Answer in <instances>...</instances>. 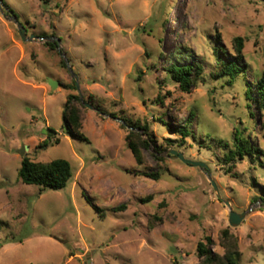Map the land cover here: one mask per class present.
Segmentation results:
<instances>
[{
  "label": "rangeland",
  "instance_id": "1",
  "mask_svg": "<svg viewBox=\"0 0 264 264\" xmlns=\"http://www.w3.org/2000/svg\"><path fill=\"white\" fill-rule=\"evenodd\" d=\"M4 1L35 38L0 10V264H199L198 243L209 236L222 253L227 228L240 264H264V111L249 90L264 72V0ZM237 36L244 67L229 84L216 74ZM193 59L204 71L188 93L167 68ZM69 93L87 140L65 126ZM122 118L151 140L141 164ZM49 127L58 133L41 148ZM235 130L259 151L229 161ZM25 156L67 159L73 176L40 192L19 177ZM231 210L245 215L237 227Z\"/></svg>",
  "mask_w": 264,
  "mask_h": 264
},
{
  "label": "trees",
  "instance_id": "2",
  "mask_svg": "<svg viewBox=\"0 0 264 264\" xmlns=\"http://www.w3.org/2000/svg\"><path fill=\"white\" fill-rule=\"evenodd\" d=\"M3 5L8 11L9 5L3 0ZM13 15L17 16L16 12L12 11ZM45 37V35L43 36ZM245 40L241 36H237L233 42V56L225 55L226 58L221 60V67L217 76H226L227 83L232 84L235 78L238 76L241 69L244 67L242 61L244 59L243 49ZM48 45L52 48L58 47L57 41L48 42ZM223 51V50H222ZM64 63V62H63ZM64 65H66L64 63ZM167 70L171 74L172 79L179 85L182 91L191 92L197 85L198 80L203 74L204 66L201 61L193 59L190 63L179 64L172 62L169 64ZM67 88L72 90H78L76 82L68 85ZM250 97L253 104H255L259 110L264 111V72L253 83H250ZM81 97L78 94L69 93L67 95L66 104L63 111V119L65 126L68 129V133L75 138L87 140L88 137L82 131L83 128V113L80 107ZM251 107V104L249 105ZM194 113L191 112L188 122L192 121ZM124 125L131 127L128 131L126 140L127 145L133 152L137 162L141 164L143 162V156L141 149L149 148L150 141L142 139L140 133L137 132L139 124L128 121L122 118ZM189 124H184L178 131L184 137H189L191 131ZM147 130V129H146ZM58 132L53 128H48V138L40 145L41 148H46L51 144L54 136ZM59 138L54 140V144L59 143ZM255 151H259V148L253 144L250 139L241 135V132L235 130L234 134V149H231L226 156L229 161H233L237 157L243 159L246 155H253ZM146 176L152 177L156 180L159 179L158 172H146ZM73 176L72 166L69 160L64 158L54 159L49 162L34 161L28 156L22 159V165L19 170V177L25 184L39 186L40 192L47 189L60 190L65 188ZM151 196L146 201L151 200ZM125 207V206H124ZM161 220V219H160ZM151 224L150 227H153ZM213 239L206 237L205 241H200L197 246V255L199 257V264H240L241 251L239 247L238 237L233 234L229 228L222 230L220 234V246L223 248V252H215L211 245Z\"/></svg>",
  "mask_w": 264,
  "mask_h": 264
},
{
  "label": "water",
  "instance_id": "3",
  "mask_svg": "<svg viewBox=\"0 0 264 264\" xmlns=\"http://www.w3.org/2000/svg\"><path fill=\"white\" fill-rule=\"evenodd\" d=\"M0 10L3 13V16L6 19L14 22L18 26L19 32H20V35H21V38L23 40H32V39L35 38V35H31L30 37H27V29L24 27V25L22 23L19 22L17 16H15V15L8 16L5 13V11H4V5H3V0H0ZM57 42H58V47H59V49L61 51V55L64 57V60L66 61V63L69 66V59L66 57L65 53L62 51V48H61V45H60V40H57ZM71 72H72V70H71ZM49 84L51 85L52 88H56L59 85V82L56 81V80H53V79H49ZM76 85H77V88L80 90V83L77 80H76ZM81 100H82V98H81ZM87 106L89 108L96 109V107L94 105H92V104H87ZM121 121L124 122L122 119H121ZM129 128H132V127L129 126ZM174 153H176V152L174 151ZM20 154L22 156H24L25 155V149H22L21 152H20ZM177 156L181 160H183L184 162H186V163H190V164H193V165H196V166H204L205 165V164H203L201 162H194V161L188 160L182 154H178ZM212 184H213V186L215 187V189L217 191L218 189H217V186H216L214 180H212ZM227 205L228 206H231V203L230 202H227ZM244 217H245L244 214H237V213H235L234 211L231 210L230 211V225L232 227H237L242 222V220L244 219Z\"/></svg>",
  "mask_w": 264,
  "mask_h": 264
}]
</instances>
